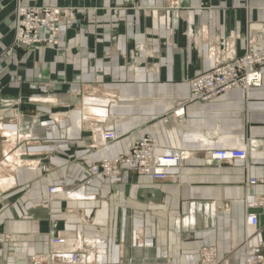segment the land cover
Listing matches in <instances>:
<instances>
[{
    "label": "crops",
    "instance_id": "crops-1",
    "mask_svg": "<svg viewBox=\"0 0 264 264\" xmlns=\"http://www.w3.org/2000/svg\"><path fill=\"white\" fill-rule=\"evenodd\" d=\"M18 3L70 10L56 46L12 45ZM247 48L264 52V0H0V264L54 237L77 239L81 264H202L203 247L245 264L248 213L264 242V65L260 86L180 101ZM145 135L179 153L173 179L90 173ZM239 146L245 160L212 156Z\"/></svg>",
    "mask_w": 264,
    "mask_h": 264
},
{
    "label": "built area",
    "instance_id": "built-area-1",
    "mask_svg": "<svg viewBox=\"0 0 264 264\" xmlns=\"http://www.w3.org/2000/svg\"><path fill=\"white\" fill-rule=\"evenodd\" d=\"M69 14L70 10L64 7H31L18 3L15 10L13 45L34 48L40 45L56 46L62 32L59 22ZM263 65L264 52L247 48L241 55L226 59L223 63L191 78L188 82L190 96L187 100L180 102L182 105L194 101L206 102L234 88L260 86L262 83L260 67ZM175 115L182 122L183 106L175 111ZM98 134L103 144L116 138L115 132L110 129H98ZM157 151L158 146L155 140L146 135L137 139L131 148L118 158L113 160L101 159L92 163L89 171L94 175H102L108 178L120 175L121 172L132 171L137 174L149 175L155 180H168L176 170L173 166L178 167L175 165H179L181 162L180 155L170 152L167 154L161 152L158 155ZM212 156L219 161L245 160L247 150L244 146L217 149L213 151ZM122 166H125V169L122 170ZM258 181L255 178L250 179L251 184ZM260 182L264 183V180H260ZM48 192L50 198L56 194H70L61 185L50 186ZM258 204H263V201L258 202ZM246 222L248 233L244 242L246 246L245 264H261L264 259V254L261 252V250H264V242L258 229L257 215L248 213ZM72 240L77 239L51 238L48 252L33 255L30 258V264H75L78 259L80 260L86 255L81 250V245L77 246V251L68 254L54 250L55 244L68 243ZM200 256L204 262L203 264H214L216 262V250L214 248L203 247L200 250Z\"/></svg>",
    "mask_w": 264,
    "mask_h": 264
},
{
    "label": "bare ground",
    "instance_id": "bare-ground-1",
    "mask_svg": "<svg viewBox=\"0 0 264 264\" xmlns=\"http://www.w3.org/2000/svg\"><path fill=\"white\" fill-rule=\"evenodd\" d=\"M189 93H190V90H189ZM190 96V95H189ZM189 98V97H188ZM187 98V99H188ZM186 99V100H187ZM195 102V101H194ZM188 103H190V102H188ZM151 137V136H150ZM153 138V137H152ZM155 142H156V140H155ZM161 152H163V153H165V154H167V153H172V154H174V153H176L178 156H179V153H177V152H174V151H170V150H162V151H157V154L158 155H160V153ZM213 153V152H212ZM118 156H120V155H118ZM118 156L117 157H115V158H118ZM181 158V157H180ZM105 159H107V160H113L114 158H105ZM180 165H181V162H180V164L179 165H175V166H178V167H174L173 166V168H175V169H177L178 170V168H180ZM123 172H121V174H122ZM176 175H172L170 178H169V180H171V179H173L174 177H175ZM56 196H59L58 194H56ZM62 196H68L67 194H62ZM250 230V229H249ZM54 250L55 251H58V252H60V253H65V254H68V253H70V252H74V251H77L78 250V248H77V243H76V241H74V240H72V241H70V242H68V243H66V242H64V243H58V244H55L54 245ZM64 254V255H65ZM85 258H86V255L83 257V258H81L80 260L78 259L77 260V262L76 263H78V262H80V263H78V264H81V263H83L84 261H85ZM75 263V264H76Z\"/></svg>",
    "mask_w": 264,
    "mask_h": 264
},
{
    "label": "rangeland",
    "instance_id": "rangeland-1",
    "mask_svg": "<svg viewBox=\"0 0 264 264\" xmlns=\"http://www.w3.org/2000/svg\"><path fill=\"white\" fill-rule=\"evenodd\" d=\"M62 19H63V18H62ZM62 19H61V20H62ZM61 20H60V21H61ZM70 26H71V25H70ZM13 38H14V34H13ZM59 42H60V40H59ZM59 42H58V43H59ZM12 45H13V41H12ZM56 45H57V44H56ZM40 46H42V45H40ZM43 46H46V45H43ZM32 48H34V47H32ZM37 48H38V47H37ZM105 129H111V127H107V128H105ZM113 132H114V131H113ZM115 134H116V133H115ZM145 136H146V135H145ZM149 136H150V135H149ZM143 137H144V136H143ZM153 139L156 140L155 138H153ZM130 148H131V147H130ZM125 153H126V152H125ZM122 154H123V153H122ZM105 158H107V157H105ZM105 158H102V159H105ZM100 160H101V159H100ZM100 160H99V161H100ZM97 162H98V161H97ZM168 180H169V179H168ZM48 193H49V192H48ZM48 199H49V198H48ZM200 257H201V256H200ZM201 263H202V264L204 263L203 260H202V258H201ZM261 264H264V259H263V261H262Z\"/></svg>",
    "mask_w": 264,
    "mask_h": 264
}]
</instances>
